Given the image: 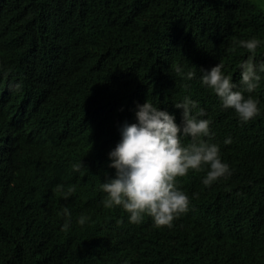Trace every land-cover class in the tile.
Masks as SVG:
<instances>
[{
    "label": "trees",
    "instance_id": "1",
    "mask_svg": "<svg viewBox=\"0 0 264 264\" xmlns=\"http://www.w3.org/2000/svg\"><path fill=\"white\" fill-rule=\"evenodd\" d=\"M263 3L0 0V264H264ZM253 38L261 79L244 95L260 114L245 123L200 77L222 64L240 91L252 54L236 42ZM185 97L231 175L205 186L208 169L189 170L176 178L189 210L171 227L130 223L104 206L108 154L137 105L182 126Z\"/></svg>",
    "mask_w": 264,
    "mask_h": 264
},
{
    "label": "clouds",
    "instance_id": "2",
    "mask_svg": "<svg viewBox=\"0 0 264 264\" xmlns=\"http://www.w3.org/2000/svg\"><path fill=\"white\" fill-rule=\"evenodd\" d=\"M260 43L255 38L236 42L238 47L252 54L240 65V91L235 90L237 85L223 74L222 64L201 70L202 85L214 92L223 108L233 109L245 123L260 114L258 101L251 95L247 98L244 95L245 92H254L259 86L261 77L253 61ZM174 70L178 74L181 72L179 67ZM259 71L264 72V64ZM194 76V72L187 73L189 79ZM174 106L182 109V126L176 124L173 115L158 110L147 100L137 105V122L125 124L120 129L121 139L108 154L111 160L109 167L115 170V176L101 185L106 193L104 206L122 207L129 214L130 223L139 224L147 215L156 227H171L177 217L189 210V197L176 186V178L187 175L189 170L207 168L203 180L205 186L231 175L229 166L221 160L219 145L201 139L211 135V121L192 115L196 102L185 97L182 103ZM199 115H204L203 109ZM182 136L190 137L193 142L184 146ZM224 143L230 144L231 139ZM73 167L78 171L82 165L79 163ZM71 191L69 189L65 197ZM63 212L65 216L69 215L66 208ZM83 223L82 217L80 224ZM64 230H67V225Z\"/></svg>",
    "mask_w": 264,
    "mask_h": 264
},
{
    "label": "rangeland",
    "instance_id": "3",
    "mask_svg": "<svg viewBox=\"0 0 264 264\" xmlns=\"http://www.w3.org/2000/svg\"><path fill=\"white\" fill-rule=\"evenodd\" d=\"M255 2H258V0L256 1V0H254ZM264 1V0H263ZM264 4V3H263ZM262 5V4H261Z\"/></svg>",
    "mask_w": 264,
    "mask_h": 264
}]
</instances>
